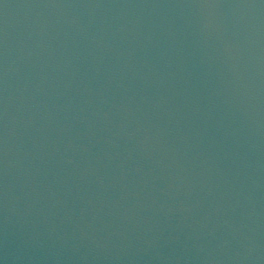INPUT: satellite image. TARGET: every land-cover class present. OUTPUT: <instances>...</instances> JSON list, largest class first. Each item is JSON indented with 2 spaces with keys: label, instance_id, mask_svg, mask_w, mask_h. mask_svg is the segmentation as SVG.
<instances>
[{
  "label": "water",
  "instance_id": "water-1",
  "mask_svg": "<svg viewBox=\"0 0 264 264\" xmlns=\"http://www.w3.org/2000/svg\"><path fill=\"white\" fill-rule=\"evenodd\" d=\"M0 264H264V0H0Z\"/></svg>",
  "mask_w": 264,
  "mask_h": 264
}]
</instances>
